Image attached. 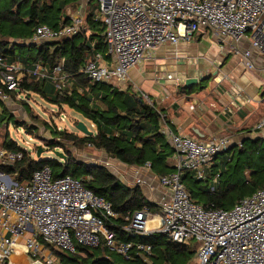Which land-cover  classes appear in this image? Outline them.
<instances>
[{
	"label": "built area",
	"instance_id": "2783aa9c",
	"mask_svg": "<svg viewBox=\"0 0 264 264\" xmlns=\"http://www.w3.org/2000/svg\"><path fill=\"white\" fill-rule=\"evenodd\" d=\"M95 2L99 7L95 20L104 26L107 53L106 57L95 54L85 65L83 74L92 84H125L130 71L151 52L166 45L177 47L192 43L193 38L200 35H214L220 53L242 58L248 70L254 68L252 51L264 57V0ZM84 30V19L76 16L71 25L59 29L39 25L33 42H58ZM247 43L248 48L244 49ZM63 69L64 62L53 70L37 65L29 74L35 82L50 81L62 94L69 83ZM21 71V66L0 58L1 118L3 105L12 104L15 98L21 100L23 78L18 76ZM180 79L176 74L168 73L166 77L158 78V82L165 84ZM140 96L149 102L145 93L140 92ZM191 109L195 110V107ZM59 112L63 120L64 112ZM256 130H264V117ZM162 133L175 150L176 171L159 177L160 186L167 192L158 203L159 211L152 213L149 208H144L136 212L127 219L129 224L123 231L132 237L161 233L168 242H196L198 264H264V190L243 198L231 210H224L195 203L182 182L186 172L204 181L207 171L220 155L231 149L233 141L223 137L201 142L174 133L168 125L163 127ZM23 155V152L0 151V166L21 161ZM108 167L112 169L113 166ZM136 184L146 185L139 177ZM148 187L151 189L150 185ZM116 218L112 204L96 196L77 179H55L52 170L44 168L35 172L28 184H19L0 169L1 264L5 261L11 264L12 256L21 252L33 261L41 258L45 264H63L55 258L50 247L76 254L79 246L103 247L126 261L139 258L152 264V245L123 242L108 229L105 223ZM156 218L158 224L149 226L148 222Z\"/></svg>",
	"mask_w": 264,
	"mask_h": 264
},
{
	"label": "trees",
	"instance_id": "16d2710c",
	"mask_svg": "<svg viewBox=\"0 0 264 264\" xmlns=\"http://www.w3.org/2000/svg\"><path fill=\"white\" fill-rule=\"evenodd\" d=\"M78 1L0 0V58L6 59L10 64H23L25 71L21 90L24 93H33L62 110L68 107L81 114L96 127L97 133L79 136L52 130L44 122L52 136L50 140H44L46 146L51 152L63 149L67 159L61 161L41 157L35 160L17 143L7 139L4 150L23 152L24 155L21 161L0 166V169L19 184H28L33 174L44 168H50L55 179H77L96 196L112 204L117 218L105 224L119 240L152 245V264H190L199 248L196 243L168 242L161 233L150 237H132L124 232L123 228L129 224L127 219L132 218L136 212L149 208L152 213H157L158 207L148 201L141 187L126 186L105 166L80 162L68 148L70 146L83 150L91 147L106 152L109 157L127 166L142 167L150 164L152 171L158 176L176 171V166L169 164V160L176 155L175 150L161 131L164 124L162 114L165 111L150 105L131 85L118 88L109 84H92L83 74L85 65L95 54L106 57L107 53L103 38L104 26L101 21L95 20L96 14L90 13L85 20V28L91 31L90 36L81 32L58 42H33L39 25L53 29L71 25L72 21L69 17L65 19L64 14L67 8L76 11ZM89 41L94 43L93 47L89 45ZM63 62V71L70 84H67L62 94H59L50 81L35 82L34 77L29 74L37 65L53 70ZM5 114L8 115L7 112ZM8 120L14 119L8 115ZM14 123L18 129H31L22 122ZM218 160L219 163H214L207 171L204 181L198 180L189 172L182 176V182L195 203L206 208L230 210L243 198L264 190V137L245 139L241 147L233 148L218 157ZM216 177L218 181L212 192L210 183ZM50 249L63 264H147L139 258L126 261L103 247L90 249L79 246L76 254H66L53 247ZM3 264H8V261Z\"/></svg>",
	"mask_w": 264,
	"mask_h": 264
},
{
	"label": "crops",
	"instance_id": "0c3cea01",
	"mask_svg": "<svg viewBox=\"0 0 264 264\" xmlns=\"http://www.w3.org/2000/svg\"><path fill=\"white\" fill-rule=\"evenodd\" d=\"M93 1L95 0H79L76 11L73 13L71 8H67L64 18L69 17L72 21L74 17L81 16L85 21L90 13L97 15L99 7L98 5H92L93 3L97 4ZM93 9L95 12L92 11ZM83 32H86L88 36L91 35V31L87 30V28ZM203 37L212 41V38L208 35ZM190 45L189 43L181 44L177 47L171 45L163 46L151 52L139 66L133 68L130 71L129 80L125 84H116L115 82L109 85L118 88H127L128 85H131L139 95L140 92L145 93L149 98L148 103L150 105L165 111L162 114L164 121L162 129L165 125H168L176 134L196 138L201 142L209 141L212 138L227 137L233 141L229 151L235 147H240L239 145L245 139L263 138L264 130H256V128L264 117L262 110L264 107V91L262 90L264 88V57L252 51L251 61L254 64V68L248 70L245 68V61L242 58L232 54H225V58L222 59L219 51L217 57L209 60L207 62L208 66L204 68L205 71H202L198 69L201 64L197 65L201 60L200 54L194 52V48H191ZM243 48H248V43L244 44ZM230 57H233L234 60L227 66L226 64ZM219 63L221 65H218ZM15 64L21 66L23 72L25 71L21 62ZM189 65L194 68L192 69L194 71L193 74L191 73L192 75L180 72L183 67L185 68ZM145 67L150 68V72H144ZM162 70L176 74L177 77L181 78L180 81H167L165 84H160L157 76L159 73L164 74ZM213 71H215V87L210 90L202 88L201 91L191 95L198 84L211 79V72ZM242 74L244 75L240 77ZM21 78H24V76ZM155 78H157V81H155ZM188 79H197L198 83L189 88L186 86ZM154 83H157L160 89L156 88ZM192 107H195V110H192ZM95 131H92L93 134H95ZM167 142L170 144L168 139ZM91 149L94 150L93 148ZM95 151L99 156L95 155L93 157L94 162L92 165L105 166L106 168L116 165L118 172L113 174L128 187L138 186L136 184L138 177L143 179L146 185L139 187L143 189L148 201L158 207L159 201L167 192L158 182L161 176L156 175L152 171L150 164L142 167L127 166L118 160L112 159L104 151ZM217 160L218 158L214 163ZM174 161L176 162L175 156L169 160V164L175 166ZM108 170L110 171L111 169ZM214 180L218 181V177ZM211 183V191L213 192L212 188L215 190L217 182L214 185ZM149 185L151 189L148 187ZM14 255L12 258H15V263L17 264L34 262L25 253L21 252ZM12 258L11 264H15Z\"/></svg>",
	"mask_w": 264,
	"mask_h": 264
},
{
	"label": "rangeland",
	"instance_id": "374dc122",
	"mask_svg": "<svg viewBox=\"0 0 264 264\" xmlns=\"http://www.w3.org/2000/svg\"><path fill=\"white\" fill-rule=\"evenodd\" d=\"M92 5H95L93 3ZM95 12V10H92ZM74 13V11H72ZM70 12V14H72ZM201 36V35H200ZM211 36L212 41L207 40L205 37H199L195 36L193 38V42L190 43V47L194 48V52H198L200 54L201 60L198 62L197 65L201 64L200 67H198L199 70H204L205 67H207V62L209 60L215 59L217 55L219 54V48L215 44V36L214 35H208ZM89 45H93L92 42L89 41ZM222 59L225 58V54L220 53L219 54ZM234 58L230 57L227 62V66H229L233 62ZM187 67V68H186ZM185 68L183 67L180 72H186L188 75H192L194 71L192 69V66H186ZM150 72V68L145 67L144 72ZM179 71V69H178ZM24 72L21 71L19 72L18 76L23 77ZM192 73V74H191ZM168 72H164V74L159 73L157 78L160 77H166ZM211 79L206 80L195 88L194 92L191 95H194L195 93L201 91L202 88L205 90L208 89L210 90L212 87H215V82H214V77H215V71L211 72ZM244 74L240 75L243 76ZM204 77V74H203ZM157 78H155V81H157ZM156 84V88L160 89V87ZM264 91V88L262 89ZM262 91V92H263ZM20 96V95H18ZM17 96V97H18ZM30 96V97H28ZM21 100L18 98H15L12 104L9 105H3L1 108V116L0 117V151L4 150V143L7 139L13 140L17 145L24 149L26 152L30 154V156L38 160L37 158V153L39 148L42 149V158H57L53 152H51V149L46 146V143L44 140H50L52 138L50 130H47L46 125L44 122H47L49 128H53L54 130L58 131H66L69 133H75L78 134L79 136H83L84 134L81 133L80 131L77 130V125L79 123H84L89 130H96L95 128L92 127V125L79 113L69 109L68 107H64V110L60 109L56 105H51L48 103L46 100L42 99L40 96L35 95L33 93L26 94L23 91L21 92ZM30 98V99H27ZM264 112V107L262 108ZM63 111L64 113V118L63 120L60 117V112ZM12 116V120H8V115ZM14 121L17 122H22L26 126L31 127L29 128H19L16 126ZM261 122V121H260ZM52 129V130H53ZM72 154L74 155L77 160L80 162H85L88 164H92L94 162L93 157L99 156L95 150H92L91 147H88L86 149H79V148H74L68 146ZM6 151V150H5ZM60 152H64L63 149H58ZM58 159V158H57ZM218 161H221L218 160ZM98 163V162H97ZM174 164L176 162L174 161ZM109 169V167H107ZM117 166H113L112 169L110 170L112 173L116 174L118 171ZM233 208V207H232ZM231 208V209H232ZM230 209V210H231ZM196 242H192L193 245H195ZM47 254V252H46ZM15 256V255H14ZM42 257V256H41ZM56 258V256H55ZM12 261L15 263V258H12ZM17 264V263H15ZM29 264H45V262L41 259L38 258L37 260H34V262H30ZM190 264H197L196 258L191 261Z\"/></svg>",
	"mask_w": 264,
	"mask_h": 264
},
{
	"label": "water",
	"instance_id": "95a60500",
	"mask_svg": "<svg viewBox=\"0 0 264 264\" xmlns=\"http://www.w3.org/2000/svg\"><path fill=\"white\" fill-rule=\"evenodd\" d=\"M198 83L197 79H188L186 82L187 87H193L195 84ZM77 130L83 133L85 136H92L93 132L88 129V127L84 123H79L77 126ZM54 155L63 161L67 159L66 155L63 152L55 150ZM42 157V149L39 148L38 153H37V158L40 159Z\"/></svg>",
	"mask_w": 264,
	"mask_h": 264
},
{
	"label": "bare ground",
	"instance_id": "6f19581e",
	"mask_svg": "<svg viewBox=\"0 0 264 264\" xmlns=\"http://www.w3.org/2000/svg\"><path fill=\"white\" fill-rule=\"evenodd\" d=\"M155 224H158V219L157 218L154 221L148 222L149 226H152V225H155Z\"/></svg>",
	"mask_w": 264,
	"mask_h": 264
}]
</instances>
